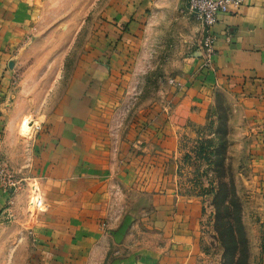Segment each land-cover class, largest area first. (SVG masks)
Instances as JSON below:
<instances>
[{
	"label": "rangeland",
	"instance_id": "374dc122",
	"mask_svg": "<svg viewBox=\"0 0 264 264\" xmlns=\"http://www.w3.org/2000/svg\"><path fill=\"white\" fill-rule=\"evenodd\" d=\"M154 1L28 4L24 31L2 49L9 76L0 97V264H69L57 256L82 241L74 236L82 224L92 242L85 264H138L144 255L264 264V119L215 89L213 105L178 133L175 154L151 145L179 102L178 83L212 68L217 54L214 35L208 64L207 30L186 0ZM76 103L94 106L92 156L112 167L116 189L102 213L74 225L50 212L43 158L51 144L41 134L56 113L57 135L76 134ZM37 197L42 212L32 207Z\"/></svg>",
	"mask_w": 264,
	"mask_h": 264
},
{
	"label": "crops",
	"instance_id": "0c3cea01",
	"mask_svg": "<svg viewBox=\"0 0 264 264\" xmlns=\"http://www.w3.org/2000/svg\"><path fill=\"white\" fill-rule=\"evenodd\" d=\"M30 1L0 0V97L6 91L9 76V71H3V64L8 55L2 49L8 43L16 41L13 36L16 31H24L22 26L25 27L24 23L28 22L26 18H30ZM168 1L173 3L176 0ZM163 2L164 0H155L152 5L159 8L164 5ZM186 7L188 9V0ZM212 33L217 38V54L213 58V67L188 77L184 84L178 83L180 89L183 88L179 90V102L174 106L171 115L151 136L152 147L164 157L176 153L178 133L183 132L187 125L201 117L213 105L215 89H226L234 93L240 99L241 107L249 110L248 114L255 115L258 120L264 119V0H247L239 9L220 15ZM75 105V116L78 117L79 126H82L75 129L76 134L67 136L66 139L62 134L57 135L60 131V123L55 122L59 117L57 113L55 116L58 117L51 120L53 125L50 133L41 134L42 138L45 137L43 140L51 144L49 152L43 158V171L47 177V201L53 206L50 212L61 220L72 221L74 225L76 220L79 221L80 215L102 213L109 201L110 189H116L112 184V178L116 174L112 167L108 169L104 163H99L92 156L94 151H97L89 133V126H92L95 119L92 110L94 106L84 107L78 103ZM43 121L44 119L40 124ZM40 127L39 131L42 130L41 125ZM0 197L3 195L0 194ZM182 207L178 216L179 222L188 221L191 216L187 215L185 205ZM47 217L45 215L43 219L48 227L50 224L47 220L50 219ZM57 229L64 231L66 227L57 226ZM76 229L74 236H77V242L79 239L82 241L78 242L75 248L69 247L67 254L61 249L57 256L61 262L85 264L84 259L87 258V251L92 242L83 224L82 229L77 225ZM138 264L194 262L192 258L181 259L177 255L163 258L144 255Z\"/></svg>",
	"mask_w": 264,
	"mask_h": 264
},
{
	"label": "built area",
	"instance_id": "2783aa9c",
	"mask_svg": "<svg viewBox=\"0 0 264 264\" xmlns=\"http://www.w3.org/2000/svg\"><path fill=\"white\" fill-rule=\"evenodd\" d=\"M246 1L247 0H188L189 10L197 15L207 30V36L203 42V55L207 59L208 64L212 61L214 53L215 37L212 33V29L216 25L219 16L228 14L232 10L239 9ZM40 129V125H34L32 131H39ZM32 207L37 212L44 211V200L41 197H37L35 202H32Z\"/></svg>",
	"mask_w": 264,
	"mask_h": 264
},
{
	"label": "bare ground",
	"instance_id": "6f19581e",
	"mask_svg": "<svg viewBox=\"0 0 264 264\" xmlns=\"http://www.w3.org/2000/svg\"><path fill=\"white\" fill-rule=\"evenodd\" d=\"M27 127H29V126H27ZM34 127V126H33Z\"/></svg>",
	"mask_w": 264,
	"mask_h": 264
}]
</instances>
